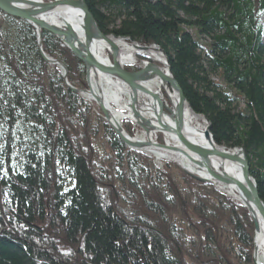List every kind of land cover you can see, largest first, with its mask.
Returning a JSON list of instances; mask_svg holds the SVG:
<instances>
[{
    "label": "trees",
    "instance_id": "1",
    "mask_svg": "<svg viewBox=\"0 0 264 264\" xmlns=\"http://www.w3.org/2000/svg\"><path fill=\"white\" fill-rule=\"evenodd\" d=\"M84 1L104 34L165 51L214 142L244 149L264 202V0ZM40 33L43 52L84 89L81 61ZM0 62L34 95L30 110L18 94L14 104L45 139L41 154L29 150L13 167L15 106L1 103L0 264H253L247 210L175 163L159 169L127 148L40 57L34 29L2 12ZM121 124L134 135L130 120Z\"/></svg>",
    "mask_w": 264,
    "mask_h": 264
},
{
    "label": "water",
    "instance_id": "2",
    "mask_svg": "<svg viewBox=\"0 0 264 264\" xmlns=\"http://www.w3.org/2000/svg\"><path fill=\"white\" fill-rule=\"evenodd\" d=\"M61 8L76 9L81 13L82 24L79 33L58 19L47 20L44 18L45 15ZM0 11L9 17L24 21L34 28L37 34V48L40 57L47 64H55L61 68L66 87L74 93L81 94L87 101L93 102L101 111L104 120L125 146L136 152L160 149L179 153L185 158V162L193 170H196L195 174L188 172L194 179L203 183H210L218 188L221 184L233 189L235 196L247 210L254 223V240L256 237H264V202L259 197L256 181L249 172V164L244 149L242 147L226 149L214 142L210 132L209 120L205 116L195 113L190 107L174 76L168 56L160 46L155 44L140 46L132 38L121 37V39L128 41L139 54L145 55L147 58L146 61H141L142 67L139 70L127 71L124 67L125 64L121 61V50L115 43L120 38L106 35L99 29L84 0H50L48 2L42 0H0ZM41 30L51 33L81 61L86 83L84 89L79 90L70 86L66 81V67L43 53ZM98 41L105 45L111 59L108 57L101 58L94 51V44ZM152 51L158 53L163 62L153 61L150 55ZM100 76L113 77L127 88L129 102L126 104V108L129 110V117L145 133V139L130 136L116 119L109 103L104 98L101 82L98 79ZM153 78L159 80L165 96H167L168 90L176 94L177 102L173 111L164 106L158 92L146 87V84ZM144 108H148L153 117L145 118L142 115V112L145 111ZM184 108H187L195 118L205 122V128L201 133L206 142L204 145L189 142L182 135ZM165 113H168L169 117L173 119L174 127H169L164 122ZM153 131L174 135L179 145L171 144L165 140L163 142L152 140L151 133ZM225 164L238 167L239 180L228 174L224 169ZM199 171L206 175L201 176ZM253 261L254 264H264L258 260L255 244Z\"/></svg>",
    "mask_w": 264,
    "mask_h": 264
},
{
    "label": "bare ground",
    "instance_id": "3",
    "mask_svg": "<svg viewBox=\"0 0 264 264\" xmlns=\"http://www.w3.org/2000/svg\"><path fill=\"white\" fill-rule=\"evenodd\" d=\"M44 18L47 20H49V19L57 20L58 19L63 24L69 25L70 27H72V29L74 31H76L77 33H79V30H80L81 24H82L81 13L76 9H70V8L58 9L53 13L45 15ZM50 22H52V21H50ZM115 43L119 46V48L121 50L120 57H121L122 63L123 64H132L134 62L135 55L138 54L137 50H135L131 44L127 43V41L125 42L123 39H118L115 41ZM93 48H94V51L101 58H104L103 56H105V55H103V51L106 52V48H105V45L103 43L98 41L94 44ZM150 55H151V58L153 61L163 62L162 58L159 56L158 53H155L152 51V52H150ZM98 79L100 80V82L104 83V85H106V87H107V89L103 90L104 98L107 100V102L109 104L114 103V105H116V104L118 105V103H119L118 101H121L120 96L125 94V93L127 94V88L122 83H120L118 80H116L113 77L100 76ZM146 87L151 89V90H155L156 92H158L159 96L161 97V99L163 101L164 106L168 107L171 111H173V108L175 107L176 102H177V96L174 92H172L171 90H168L167 96H164L162 88L160 87V84H159V80L157 78H153L152 80H150L146 84ZM144 110H145L144 112L147 113L150 116V118L153 117L152 112L148 108H144ZM142 115L145 118H148L145 116L146 114H142ZM117 117H118V115H117ZM163 120L169 127H174L173 119L169 117L168 113L164 114ZM200 121H202L204 123V127L200 126V124H199ZM204 128H205V122L201 119L195 118L187 110V108H184L183 115H182V128H181L182 135L189 142L204 145L206 142H205L204 137L201 134L203 132ZM158 132L161 133L162 135H164L165 140L167 142L174 144V145H177V146L179 145L178 140L172 134L163 133L161 131H153L151 134H153V133L155 134ZM138 138L142 139L143 137L141 136ZM145 152L153 155L156 159H161V158H164L166 156L170 157V158L174 159L175 161H178L188 171L193 172V173L196 172V170H193L190 167V165H188L185 162L186 161L185 158L182 155H180L179 153L167 152V151L160 150V149L146 150ZM224 169L228 172V174L230 176H232L238 180L240 179L239 169L237 166L232 165V164H225ZM198 173L201 176L206 175L202 171H199ZM219 187H220L219 189L221 191H223L224 193H227L228 196L232 197L235 200H238L237 197L235 196V192L233 189L226 187V186H223L221 184H219ZM254 242L256 245L257 253L260 255V257H262V259H264V237L263 238H257L256 237Z\"/></svg>",
    "mask_w": 264,
    "mask_h": 264
},
{
    "label": "rangeland",
    "instance_id": "4",
    "mask_svg": "<svg viewBox=\"0 0 264 264\" xmlns=\"http://www.w3.org/2000/svg\"><path fill=\"white\" fill-rule=\"evenodd\" d=\"M43 1V0H42ZM50 1V0H48ZM46 1V2H48ZM45 2V1H44ZM1 12V11H0ZM4 14V13H3ZM5 15V14H4ZM7 16V15H6ZM94 17V16H93ZM12 18V17H11ZM95 19V18H94ZM17 20V19H16ZM262 20L264 21V14H262ZM21 21V20H19ZM96 21V20H95ZM24 22V21H22ZM26 23V22H25ZM97 23V22H96ZM29 25V24H28ZM98 25V24H97ZM30 26V25H29ZM32 27V26H31ZM99 27V26H98ZM33 28V27H32ZM34 29V28H33ZM35 31V30H34ZM45 31V30H44ZM41 32V31H40ZM36 33V31H35ZM51 34V33H50ZM41 35V33H40ZM106 35H113V36H116V37H119L121 39V37L123 36H117L115 34H106ZM130 38V37H128ZM56 39V38H55ZM57 40V39H56ZM134 40V39H133ZM58 41V40H57ZM126 42V40H124ZM59 42V41H58ZM136 42V41H135ZM36 43H37V34H36ZM128 43V41H127ZM138 44V43H137ZM140 45V44H138ZM150 45H153V44H150ZM140 46H144V45H140ZM38 49V48H37ZM41 49H42V44H41ZM43 51V50H42ZM39 53V52H38ZM44 53V52H43ZM45 54V53H44ZM46 55V54H45ZM103 57H108V59H111L110 56H109V53L106 51H103ZM47 56V55H46ZM145 57V55H142V54H136L135 55V59H134V62L132 64H125V66H130V67H133V68H136V70H133V71H137L139 70L141 67H142V63L141 61H146L147 58H142V57ZM48 57V56H47ZM51 58V57H49ZM51 59H54V58H51ZM57 60V59H55ZM58 62H60L59 60H57ZM61 64H63L62 62H60ZM50 66L52 65H55V64H48ZM64 65V64H63ZM57 66V65H55ZM65 66V65H64ZM124 66V67H125ZM58 67V66H57ZM66 67V66H65ZM59 68V67H58ZM67 69V68H66ZM60 72H61V76H62V70L61 68H59ZM84 72V70H83ZM67 74V73H66ZM63 78V77H62ZM67 81V79H66ZM85 81V79H84ZM64 82V80H63ZM67 83L72 86L68 81ZM65 85V83H64ZM86 85V83H85ZM66 86V85H65ZM74 87V86H72ZM76 88V87H74ZM101 88L102 90L104 89H107L106 85H104V83L101 82ZM76 89H79V88H76ZM81 90V89H79ZM71 91V90H70ZM72 92V91H71ZM74 93V92H73ZM15 94H18L20 95L21 97H23V102H24V106L26 109L30 110V106L33 105V101H34V95L32 94V92L25 88V87H22L15 81V79H13L10 75V71L7 69V67L2 63L0 62V146H2L3 142H2V137H3V134H4V130H5V120L7 118L6 114L3 112L2 110V107H1V103L5 102L6 100H10L11 101V104H13L15 106V112H16V121H15V124H14V127H13V131H12V142H13V145H14V150H13V153H12V166L14 167H18L20 162L22 161V157H23V154L29 150H32L33 152H36L37 154H41L44 149H45V139H44V136H43V132L41 130V127L39 124H37L36 122H34L33 120L27 118L24 113L20 110L19 107H17L15 104H14V97H15ZM77 94V93H75ZM79 95L81 98L85 99L81 94H77ZM165 96V94H164ZM86 100V99H85ZM120 100L121 101H118V105H114V103H110V107H111V110L113 112V114L115 115L116 119L122 123L123 120H130L133 125V127H135V132H134V135H130L132 137H143V139H145V133L141 130V128L139 126H137L134 122V120L132 118L129 117V110L126 107V104L129 102L128 100V95L125 93L123 95L120 96ZM87 101V100H86ZM89 103H92L94 104L93 102H90V101H87ZM95 105V104H94ZM115 106V107H114ZM141 109H143L141 106H140ZM117 111V112H116ZM101 112V111H100ZM115 112V113H114ZM119 112V113H118ZM142 114H146L145 116L146 117H149V115L147 113H143ZM118 115V117H117ZM101 116H102V113H101ZM103 118V116H102ZM104 120V118H103ZM108 124V123H107ZM200 126L201 127H204V123L202 121L199 122ZM122 125V124H121ZM110 127V126H109ZM112 130V129H111ZM114 133V132H113ZM115 134V133H114ZM157 136H159L161 138V141L160 142H163V140H165V137L164 135H162L161 133H153L151 135L152 137V140L154 141H157L156 138ZM141 139V138H139ZM166 141V140H165ZM159 142V141H157ZM95 146L97 148H100L96 143H95ZM127 147V146H126ZM128 148V147H127ZM226 149H230V148H226ZM233 149V148H231ZM131 150V149H130ZM133 151V150H132ZM136 152V151H134ZM139 153H142L146 156H149L152 158L154 164L159 168L161 169L164 162L165 161H170V162H173L177 165V167L183 171L184 173L188 174L189 176H191L188 172V171L183 165H181L178 161H175L174 159L170 158V157H164V158H161V159H156L153 155L151 154H148L147 152H139ZM193 173V172H191ZM196 172H194L195 174ZM192 177V176H191ZM193 178V177H192ZM194 179V178H193ZM196 180V179H195ZM198 181V180H197ZM200 182V181H199ZM207 184H210V183H207ZM212 185V184H211ZM214 186V185H213ZM218 191L224 193L223 191H221L218 187L214 186ZM227 195V193H224ZM228 196V195H227ZM239 202V200H237ZM240 203V202H239ZM241 205V203H240ZM242 206V205H241ZM249 215V214H248ZM251 218V217H250ZM255 229V227H254ZM254 235H253V250H254ZM257 257H258V260L262 263H264V259H262V257H260V255L257 253ZM252 261H253V252H252ZM253 264H254V261H253Z\"/></svg>",
    "mask_w": 264,
    "mask_h": 264
}]
</instances>
